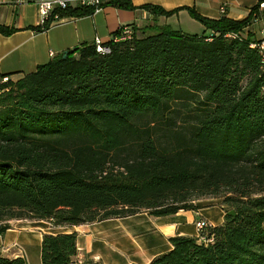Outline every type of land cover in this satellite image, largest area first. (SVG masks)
I'll return each mask as SVG.
<instances>
[{
	"label": "trees",
	"instance_id": "1",
	"mask_svg": "<svg viewBox=\"0 0 264 264\" xmlns=\"http://www.w3.org/2000/svg\"><path fill=\"white\" fill-rule=\"evenodd\" d=\"M258 0L243 18L186 6L207 32L159 25L70 47L16 79L0 77V233L11 219L77 224L193 208L221 196L220 224L174 234L148 264H264V59L255 33ZM134 9L131 0L102 6ZM155 13L177 8L140 4ZM58 17L93 13L56 7ZM14 27L0 24V33ZM6 77V80H3ZM74 231L42 236V264L76 257ZM0 264H28L0 256ZM78 264H103L84 259ZM132 264V263H131ZM135 264V263H134Z\"/></svg>",
	"mask_w": 264,
	"mask_h": 264
},
{
	"label": "crops",
	"instance_id": "2",
	"mask_svg": "<svg viewBox=\"0 0 264 264\" xmlns=\"http://www.w3.org/2000/svg\"><path fill=\"white\" fill-rule=\"evenodd\" d=\"M37 1L0 0V24L15 28L10 35L0 33V77L9 75L11 79H16L46 63L58 52L63 53L65 49L84 41L91 42L96 36L107 40L113 30L125 23H132L136 30H150L153 25L182 29L176 24L183 22L189 25L197 20L186 6L205 16L225 14L231 18H243L258 0H131L137 6L134 9L104 5L90 14L52 20L49 27L42 31L31 28L41 24ZM152 2L165 9H177L164 15L140 6ZM222 4L224 9L221 11ZM197 22L202 32L208 31L199 20ZM257 23L264 24L257 17L250 25ZM195 200L199 199L193 200L195 207L180 208L165 215H154L148 208H142L125 216L104 217L77 224H53L51 220L44 219H11L7 221L9 228L0 233V256H21L28 264H42L40 246L43 234L74 231L79 262L93 258L103 264H148L152 257L171 246L170 236L198 235L197 220L203 218L213 225L222 223L225 210L221 203L204 204ZM213 204L220 208L219 218H212L208 211L207 207Z\"/></svg>",
	"mask_w": 264,
	"mask_h": 264
},
{
	"label": "built area",
	"instance_id": "3",
	"mask_svg": "<svg viewBox=\"0 0 264 264\" xmlns=\"http://www.w3.org/2000/svg\"><path fill=\"white\" fill-rule=\"evenodd\" d=\"M106 0H38L36 2L38 14L40 16V23L42 24L45 20L49 18V15L54 11L56 7L58 8H66L69 5L71 6H78V5H85L93 8V12L97 11V9H100L102 7L101 3ZM260 7L264 6V0L259 3ZM221 11L224 9V5L222 4L220 6ZM54 17L53 20L55 19H60L61 17L57 16V13L54 12L52 15ZM122 33L119 35V38H124L126 35L130 36L132 33V27L130 25H123L122 27ZM255 41H251L250 45H253L257 47V49L260 51L262 54V57L264 59V24L261 26L259 35L256 36ZM100 39L99 36H96L92 42L96 44V48L100 49L102 51H107L108 46L104 45ZM6 79V78H4ZM210 224L207 222L205 219H199L195 222V225L200 232L202 228ZM79 261L76 260H70L68 264H78Z\"/></svg>",
	"mask_w": 264,
	"mask_h": 264
},
{
	"label": "rangeland",
	"instance_id": "4",
	"mask_svg": "<svg viewBox=\"0 0 264 264\" xmlns=\"http://www.w3.org/2000/svg\"><path fill=\"white\" fill-rule=\"evenodd\" d=\"M197 24H198V22H197V20H195L193 23H191L189 25L181 22L180 25L176 24V26H180V28H182L183 31H186V32L195 33L197 31L198 33L199 32L202 33V27L198 26ZM246 28L252 29L253 32L255 33V37H256V36L259 35V30L261 28V23H257L255 25H249ZM136 29H135V33L136 34L139 35L140 33H142V30H140V29L136 30ZM221 198H222L221 196H217V195H215V196H213V195L203 196L202 195L200 198H198L199 200H195V201L196 202H202L204 204H212V203H215V202L216 203H220L221 202ZM207 208H208V211L210 212L212 218H214V219L215 218H219V216H220V208H219V206H217L216 204L215 205L213 204V205L208 206ZM223 208L224 209L228 208V206L225 205Z\"/></svg>",
	"mask_w": 264,
	"mask_h": 264
},
{
	"label": "water",
	"instance_id": "5",
	"mask_svg": "<svg viewBox=\"0 0 264 264\" xmlns=\"http://www.w3.org/2000/svg\"><path fill=\"white\" fill-rule=\"evenodd\" d=\"M67 52H68V50L65 49V50L63 51V53H62V56H65V55L67 54ZM225 213H226V214L231 213L232 215H234V214H235V211H234V209L229 208Z\"/></svg>",
	"mask_w": 264,
	"mask_h": 264
}]
</instances>
